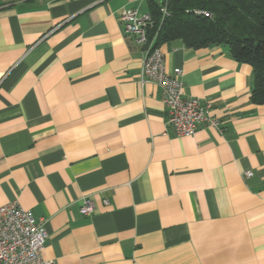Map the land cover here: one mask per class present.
Segmentation results:
<instances>
[{
  "label": "crops",
  "instance_id": "obj_1",
  "mask_svg": "<svg viewBox=\"0 0 264 264\" xmlns=\"http://www.w3.org/2000/svg\"><path fill=\"white\" fill-rule=\"evenodd\" d=\"M149 1L0 0V207L45 225L53 264H264L252 67L226 47L163 44L184 98L213 103L222 129L176 137L120 21Z\"/></svg>",
  "mask_w": 264,
  "mask_h": 264
},
{
  "label": "built area",
  "instance_id": "obj_2",
  "mask_svg": "<svg viewBox=\"0 0 264 264\" xmlns=\"http://www.w3.org/2000/svg\"><path fill=\"white\" fill-rule=\"evenodd\" d=\"M198 13L212 17L207 12ZM120 21L125 33L133 36L144 49L141 83H155L162 89L163 103L168 112L167 127L173 134L176 137L194 136L201 124L221 131V124L213 114V103L184 98L183 83L178 76L168 74L164 55L156 47L155 37H150L148 33L150 15L124 9ZM165 135H168L167 131ZM81 212L84 216L92 215L93 202L85 199ZM48 238L45 225L38 223L33 214L18 203L0 207V264H53L43 258Z\"/></svg>",
  "mask_w": 264,
  "mask_h": 264
},
{
  "label": "trees",
  "instance_id": "obj_3",
  "mask_svg": "<svg viewBox=\"0 0 264 264\" xmlns=\"http://www.w3.org/2000/svg\"><path fill=\"white\" fill-rule=\"evenodd\" d=\"M149 11L156 47L176 40L195 50L226 47L234 60L252 67L250 101L264 105V0H150Z\"/></svg>",
  "mask_w": 264,
  "mask_h": 264
}]
</instances>
